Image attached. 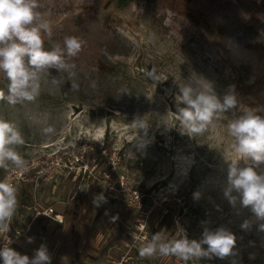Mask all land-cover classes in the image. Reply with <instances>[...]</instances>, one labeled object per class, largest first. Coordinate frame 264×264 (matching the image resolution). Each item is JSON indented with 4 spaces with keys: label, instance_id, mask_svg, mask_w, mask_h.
<instances>
[{
    "label": "rangeland",
    "instance_id": "374dc122",
    "mask_svg": "<svg viewBox=\"0 0 264 264\" xmlns=\"http://www.w3.org/2000/svg\"><path fill=\"white\" fill-rule=\"evenodd\" d=\"M126 1L38 0L52 27L51 37L42 32L48 50L63 49L69 36L83 43L76 57L65 54L67 68L40 74L34 101H0V117L24 137L14 147L28 167L23 174L11 162L0 168V181L16 186L19 201L0 228V246L31 257L45 245L51 264H184L142 258L139 249L154 233L199 240L205 228H224L236 236L237 255L188 264H264L261 222L224 195L234 156L228 123L249 109L264 116V19L235 0ZM123 39L129 54L114 56L121 83L111 87L108 53ZM152 68L159 81L146 76ZM203 81L221 98L234 86L238 107L203 134L182 135L179 89ZM7 83L0 72L5 94ZM101 194L107 202L96 207ZM46 208L55 214L43 215Z\"/></svg>",
    "mask_w": 264,
    "mask_h": 264
},
{
    "label": "clouds",
    "instance_id": "9594fccd",
    "mask_svg": "<svg viewBox=\"0 0 264 264\" xmlns=\"http://www.w3.org/2000/svg\"><path fill=\"white\" fill-rule=\"evenodd\" d=\"M38 8V0H0V72L8 81L7 94L0 89V101L10 105L34 101L40 94V74L52 68L58 71L67 68L65 54L72 58L81 51L83 42L74 36L65 37L63 49L59 45L45 49L42 32L51 37L52 27ZM146 76L155 81L161 79L155 68L147 71ZM177 100L176 119L185 130L181 134L190 137L203 134L209 125L221 119V114L238 107L234 86H230L229 92L221 98L208 81H203L198 89L181 87ZM136 126L133 122V127ZM139 127L146 128L147 122L140 121ZM52 130L51 127L45 129L46 132ZM227 130L234 140V156L228 163L224 195L230 204L235 205L239 199L241 206L250 208L255 219L261 222L259 230L264 232V171H258L264 165V116L246 110L228 123ZM24 143L17 125L0 117V168L7 169L11 162L20 174L28 171L26 161L14 147ZM241 161L245 162L243 166ZM233 192L238 195L233 196ZM194 195L199 197V193ZM100 202H107L103 194L93 200L96 207ZM18 205L16 186L7 180L0 181V228L11 222ZM250 223L244 221L242 229H249ZM32 242L33 238L28 237V243ZM235 249L236 236L232 232L224 228L215 231L205 228L199 240L187 235L164 240L161 234L154 233L139 249V256H173L188 264L192 259L235 257ZM0 261L2 264H51V255L45 245L36 249L31 257L3 245L0 246ZM231 264L237 261L233 259Z\"/></svg>",
    "mask_w": 264,
    "mask_h": 264
},
{
    "label": "trees",
    "instance_id": "16d2710c",
    "mask_svg": "<svg viewBox=\"0 0 264 264\" xmlns=\"http://www.w3.org/2000/svg\"><path fill=\"white\" fill-rule=\"evenodd\" d=\"M240 4L245 5L249 11L254 14L257 17H261L264 19V0H262V3L255 4V2H252V0H235ZM117 2L120 5L125 4L127 1L126 0H117ZM229 4H232L231 1H227ZM244 28V25L242 26ZM247 29V28H245ZM112 49L111 52L108 53V64L109 67L106 70L107 76H108V83L109 86L111 87H117L119 83H121V79L119 80V77L114 74V69H113V62H114V56L115 55H128L129 54V43L126 41V39H123L121 41L115 42L113 41L112 43ZM47 44H44L45 49H47Z\"/></svg>",
    "mask_w": 264,
    "mask_h": 264
},
{
    "label": "built area",
    "instance_id": "2783aa9c",
    "mask_svg": "<svg viewBox=\"0 0 264 264\" xmlns=\"http://www.w3.org/2000/svg\"><path fill=\"white\" fill-rule=\"evenodd\" d=\"M42 214L48 217H52L54 213L53 208H46L45 210L42 211ZM106 264H123L122 262H113V263H106Z\"/></svg>",
    "mask_w": 264,
    "mask_h": 264
},
{
    "label": "crops",
    "instance_id": "0c3cea01",
    "mask_svg": "<svg viewBox=\"0 0 264 264\" xmlns=\"http://www.w3.org/2000/svg\"><path fill=\"white\" fill-rule=\"evenodd\" d=\"M73 264H75V263H73Z\"/></svg>",
    "mask_w": 264,
    "mask_h": 264
}]
</instances>
